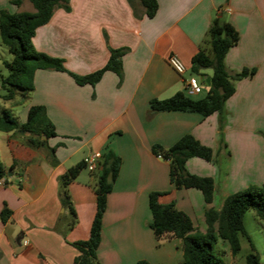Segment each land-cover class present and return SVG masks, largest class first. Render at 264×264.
Listing matches in <instances>:
<instances>
[{"label": "crops", "instance_id": "1", "mask_svg": "<svg viewBox=\"0 0 264 264\" xmlns=\"http://www.w3.org/2000/svg\"><path fill=\"white\" fill-rule=\"evenodd\" d=\"M156 1L149 18L138 3L136 17L127 0H68V11L55 8L36 28L35 50L60 58L78 75L101 68L109 47L125 48L122 78L105 71L94 85H79L67 72L39 69L21 103L17 95L11 101L0 98L4 109L22 104L21 122L30 106H43L56 132L33 141L28 133L6 132L0 162L7 171L12 167V174L0 180V211L7 208L11 214L6 222L0 219V264H73L77 251L71 243L89 235L97 176L82 169L67 186L74 217L61 204L59 177L94 152L109 149L121 158L102 215L98 264H163L161 239L174 237L167 233L157 239L149 226L152 191L163 192L160 203L173 202L191 220H204V210L218 209L228 194L264 184V0ZM0 9L35 11L29 0L18 6L0 0ZM215 17L239 34L224 57L227 71L253 68L254 74L234 81L221 115L152 109L151 100L184 92L191 58L200 47L208 48L207 30ZM169 54L185 64L184 75L167 63ZM201 73L203 82L211 69ZM184 134L213 151L212 161L191 157L185 163L189 173L213 179L209 204L197 189L174 188L168 161L152 152L153 145L168 148Z\"/></svg>", "mask_w": 264, "mask_h": 264}, {"label": "trees", "instance_id": "2", "mask_svg": "<svg viewBox=\"0 0 264 264\" xmlns=\"http://www.w3.org/2000/svg\"><path fill=\"white\" fill-rule=\"evenodd\" d=\"M18 6L21 0H9ZM34 12H8L0 9V41L11 54L9 61H4L6 74L0 76V88L4 93L0 95L3 100H13L17 95L21 103L34 88V73L39 69H54L67 72L79 85H94L105 71L114 72L119 79L122 78V56L125 48H110L106 63L99 69L85 74L72 73L63 65L60 58L49 56L35 50L32 44L37 27L50 19L55 8L70 9L68 0H29ZM133 14L139 17L135 10V3L143 8L147 17H153L157 10L156 0H127ZM239 34L233 25L215 17L207 30L208 48L200 47L191 58L190 73L201 75V70L211 69L208 76L209 84L205 80V94L202 97L192 98L184 92H176L165 99H153L150 106L156 111L180 110L196 112L202 116L212 113L222 114L225 100L235 90L234 81L254 74L253 68H243L239 72L230 74L225 66L226 52L234 46ZM0 131L28 133L30 140L44 135L46 138L55 136L56 132L47 118L44 107L32 105L28 108L25 121L21 122L6 111H0ZM40 142V141H39ZM152 152L161 154L168 161L169 181L176 188H194L200 191L205 204L212 202L214 181L209 176L189 173L185 168L186 161L191 157H198L205 161L213 160V151L210 147L200 143L191 134H184L168 148L159 145L152 146ZM121 158L112 150L101 154L97 163V181L93 187L95 194V212L92 218L89 235L86 239L72 242L71 245L77 253L73 264H98L96 249L100 242L102 215L107 204V195L111 191L113 182L118 174ZM85 167L83 160L70 166L59 177L60 201L66 206L74 217L67 186ZM9 171L12 167L8 168ZM7 178V170L0 162V180ZM163 192L152 191L148 194V208L150 212L149 226L154 236L159 239L164 234H171L180 241L182 261L179 264H223L222 259L215 254L214 245L217 238L225 240L232 254L239 250L238 233H245L243 228V214L252 209L260 218H264V184H250L244 189L228 194L221 206L204 210L205 230L199 231L191 219L178 210L173 202L162 204L158 197ZM11 214L7 208L0 211V219L6 222ZM247 264H263L255 254L246 256ZM137 264H149L146 260H139Z\"/></svg>", "mask_w": 264, "mask_h": 264}, {"label": "rangeland", "instance_id": "3", "mask_svg": "<svg viewBox=\"0 0 264 264\" xmlns=\"http://www.w3.org/2000/svg\"><path fill=\"white\" fill-rule=\"evenodd\" d=\"M10 58L11 54L0 41V60L9 61ZM0 68H2V73L6 74V67L0 66ZM3 93L4 90L0 88V94ZM184 93L192 98L204 96V92L197 95H190L184 90ZM18 97L19 96H16V98ZM3 106V102L0 99V111H6L9 115L11 114L18 119V111L22 108V104H13L11 108L12 110L10 108L4 109ZM5 136L6 132L0 131V151L2 150L1 146L4 145ZM83 169L87 171L89 170L87 166ZM88 172L93 176H97V167ZM12 182L17 183V178H13ZM191 221L193 222V225L196 226L197 230L205 228L204 220L199 217L198 219L193 217ZM243 228L245 233H238L240 247L235 254H232L229 244L221 238H217L214 245L215 254L222 259L223 264H247L246 256L249 253H252L258 257L261 263L264 264V218L258 217L254 210L249 208L243 214ZM161 244L163 246V249L160 251L163 264H179L182 261V250L180 247V241L177 238H163L161 239Z\"/></svg>", "mask_w": 264, "mask_h": 264}, {"label": "built area", "instance_id": "4", "mask_svg": "<svg viewBox=\"0 0 264 264\" xmlns=\"http://www.w3.org/2000/svg\"><path fill=\"white\" fill-rule=\"evenodd\" d=\"M167 63L179 75H184L187 72V67L175 54H169L167 56ZM183 83L185 91L190 95L202 93L205 88V83L200 82L198 76L191 73H188V75L183 78ZM100 156V152H94L89 156H86L83 159L85 166L90 170L96 169ZM156 156L162 158L161 154H156ZM23 244H26V240H23Z\"/></svg>", "mask_w": 264, "mask_h": 264}, {"label": "water", "instance_id": "5", "mask_svg": "<svg viewBox=\"0 0 264 264\" xmlns=\"http://www.w3.org/2000/svg\"><path fill=\"white\" fill-rule=\"evenodd\" d=\"M203 78H204L206 84H209V79H208V77H203ZM44 137H45V136H44ZM11 174H12L11 171H7V175H8V176L11 175Z\"/></svg>", "mask_w": 264, "mask_h": 264}]
</instances>
